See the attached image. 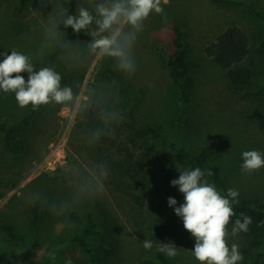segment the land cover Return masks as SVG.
I'll return each instance as SVG.
<instances>
[{
	"label": "rangeland",
	"instance_id": "1",
	"mask_svg": "<svg viewBox=\"0 0 264 264\" xmlns=\"http://www.w3.org/2000/svg\"><path fill=\"white\" fill-rule=\"evenodd\" d=\"M241 1L243 5H220L211 0H168L163 4L162 0L163 14L153 11L138 34L133 48L137 68L131 76L99 56L91 58L85 67L73 68L59 53L55 67L65 78L64 85L72 86L74 91L78 86L103 85L114 102L155 126L161 135L154 143L173 146L177 178L179 168L190 170L184 153H195L199 165L210 169L224 184L222 193L221 186L206 175L222 195L229 188L237 189L239 202L256 200L254 203L264 213V167L250 174L241 169L244 151L264 153V20L256 14L264 17V0ZM18 5L19 0H0V50L11 54L15 48L31 55L33 62L41 60L42 53L43 60L48 58L52 50L42 49V45L51 5L42 7L39 0H28L22 8ZM64 6L69 14H75L77 0ZM173 23L183 31L188 101H184L178 83L158 57L161 54L166 59L174 53ZM229 25L239 26L249 42L247 56L239 64L249 66L253 76L250 87L239 92L229 89L224 71L204 53L205 45ZM60 30L66 32L65 36L73 31L63 25ZM70 40L84 46L91 36L80 32ZM110 70L115 72L111 75ZM20 75L27 80L26 72ZM109 75L111 82L107 81ZM31 110V105L21 108L14 93L0 90L1 122L13 124ZM35 112L31 127L12 140V146L20 148L16 154L8 151L0 134V264H66L69 258L72 264H94L76 243L69 242L73 233L86 227L88 215L95 217L92 221L96 224L99 216L112 232L104 241L116 238L110 264H132L143 258L155 261L153 249L162 244L153 243L152 249H144L142 220L147 214L111 192L104 179L103 192L78 199L94 180L91 166L95 164L79 146V118L70 108L56 104L42 105ZM73 164L82 168L70 172ZM36 194L40 199L33 200ZM178 198L184 202L182 193ZM41 203L44 208L32 226L33 207L39 208ZM54 203L67 206L53 211ZM146 205L149 216L162 226L178 217L175 207L161 201L156 193ZM71 211L79 214V222L70 218ZM2 225L13 227L14 241L8 239ZM233 225L228 224L229 233ZM252 236L249 231H241L227 237L229 246L237 244L243 255L238 264H250L264 240L260 232L254 235L256 239ZM88 241L95 244L99 239L92 235ZM253 241L255 244L250 245ZM194 245L195 238L192 247L174 244L178 254L170 258L171 264H200L193 255ZM50 252L56 253L55 260L49 257Z\"/></svg>",
	"mask_w": 264,
	"mask_h": 264
},
{
	"label": "clouds",
	"instance_id": "2",
	"mask_svg": "<svg viewBox=\"0 0 264 264\" xmlns=\"http://www.w3.org/2000/svg\"><path fill=\"white\" fill-rule=\"evenodd\" d=\"M71 0H39L42 7L51 5L44 26L43 48L59 50L60 58L68 66L81 68L87 66L95 56L107 58L113 62V67L131 76L137 65L133 48L138 34L143 30L144 22L154 11L163 14L162 0H77L75 14H69L64 6ZM168 0H163V4ZM71 27L74 32H85L91 36L86 45L81 46L73 40L65 38L60 26ZM4 59L0 61V90L4 93H14L21 108L31 105L38 110L42 105L56 104L70 108L73 116L85 118L90 110L96 114L102 126L88 130L87 142L95 144L104 136L113 135L111 125L120 124L124 120L123 113L115 107L112 94L105 91L103 85L78 86L74 91L72 86L62 85V74L54 65L48 64L37 69L31 55L11 49L0 53ZM43 64V53L41 54ZM28 74L27 80L21 73ZM15 74V75H13ZM102 99V103L99 102ZM241 169L251 173L264 167V153L258 150H247L242 153ZM94 180L90 187L79 195V198L95 196L104 191L103 179L107 176V165L104 163L91 166ZM79 164H73L72 169L80 170ZM180 175L171 181L178 186L184 196V202L174 208L175 214L182 218L184 228L195 238L193 255L200 264H238L243 260L239 246L235 243L229 246L227 237L235 236L241 231L247 232L252 218L241 213L228 231L230 218L235 215L233 205L239 203V191L229 188L226 195L217 190L214 183H209L205 171L200 167L191 170L179 168ZM214 173L207 170V176ZM40 199L39 194L33 200ZM46 201V198H45ZM169 206L177 205L174 197H168ZM67 205L52 204L53 211H62ZM145 250L153 247L151 240H143ZM157 251L168 258L178 254L176 246L164 243ZM52 260L56 253H48ZM66 264H72L69 258Z\"/></svg>",
	"mask_w": 264,
	"mask_h": 264
},
{
	"label": "trees",
	"instance_id": "3",
	"mask_svg": "<svg viewBox=\"0 0 264 264\" xmlns=\"http://www.w3.org/2000/svg\"><path fill=\"white\" fill-rule=\"evenodd\" d=\"M27 1L19 0V8L24 7ZM211 2L220 5L244 4L241 0H211ZM256 14L264 20L263 16H260L257 12ZM171 29L173 32L172 41L175 46L174 53L166 59L161 54L158 57L161 65L168 69L171 79L178 83L184 101H188L186 90L189 86V77L186 75L184 67L186 52L182 41L183 31L178 23H173ZM77 34L72 31L65 38L72 39ZM248 50V37L237 25L225 27L204 47L205 55L211 57L214 63L224 71L229 89L235 92L247 90L251 84L252 69L249 66L239 64L247 56ZM0 53H3V51L0 50ZM59 53L58 49L52 50L49 57L43 60V64H41V60L34 61V64L37 65V68L48 64L56 66ZM3 59V55H0V61ZM114 72V70H110L111 75ZM111 75L107 76L108 82L112 81ZM61 83L62 85L65 84L64 77H62ZM261 89H264V85ZM114 103L115 107L119 108L123 113L124 120L118 125H111L113 135L104 136L95 144L87 142V134L89 129L102 126L96 110H90L85 118H79L78 142L80 148L86 152L93 163H104L107 165V176L104 180L111 192L124 197L139 212L147 214L142 220V229L145 228L146 239L151 240L154 244L169 243L190 247L194 237L184 228L182 218L174 217L170 220L168 226H162L149 216L146 205L148 199L154 193L161 196V201L165 200L168 202V197H174L177 200V205L174 207H178L183 203L178 198L179 194H181L178 186L171 185V181L177 178L175 175L177 158L173 152V146L169 148L157 146L154 143V139L161 135L158 129L147 119L127 109L120 102ZM36 116L37 112L31 110L13 124H6L0 121V134H2L4 144L9 152L16 154L19 151L20 148L12 146V140L15 139L16 134L31 127ZM203 151H205V148ZM184 157L190 170L200 167L207 175V170L210 169L199 165L195 153L186 151ZM207 177L210 181L216 182L221 186L219 189L222 193L223 191L225 192L224 184L218 180L216 175L213 174ZM254 201L256 202V200H247L234 204L235 215L230 218L229 225L234 224L237 218L242 220L241 213L250 216L252 223L249 225L248 231L253 233L252 237L256 239L254 235L259 232L264 235V213L259 210L260 206ZM39 206V208L37 206L33 207L32 226L36 225L40 217V211L44 208L43 203ZM92 217L95 218L94 216ZM92 217L88 215L86 227H83L79 232L73 233L69 238V242L76 243L90 257L92 263L110 264L111 261L109 260L114 255L113 244H115L116 238L115 236L113 237V242L112 238H109V242L104 241V237L112 232L99 216H97V221L99 222L97 224L92 221ZM70 218L79 222L80 217L78 213L71 211ZM2 228L7 232L8 239L14 241L15 232L13 227L2 225ZM92 235L98 237V243L94 244L88 241ZM254 244L255 241L251 242L250 245ZM259 246L250 264H264V240ZM153 254L155 261L143 258L132 264H171L170 258L158 252L157 248L153 249Z\"/></svg>",
	"mask_w": 264,
	"mask_h": 264
}]
</instances>
